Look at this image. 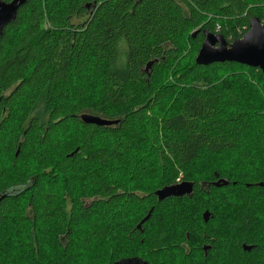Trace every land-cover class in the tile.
Listing matches in <instances>:
<instances>
[{
  "label": "trees",
  "instance_id": "16d2710c",
  "mask_svg": "<svg viewBox=\"0 0 264 264\" xmlns=\"http://www.w3.org/2000/svg\"><path fill=\"white\" fill-rule=\"evenodd\" d=\"M252 17L264 0H25L0 37V264H264V95L243 105L264 73L195 63L203 30L231 42ZM110 240L106 263L82 252Z\"/></svg>",
  "mask_w": 264,
  "mask_h": 264
},
{
  "label": "water",
  "instance_id": "95a60500",
  "mask_svg": "<svg viewBox=\"0 0 264 264\" xmlns=\"http://www.w3.org/2000/svg\"><path fill=\"white\" fill-rule=\"evenodd\" d=\"M24 2L25 0H10L9 2L0 0V37L4 27L15 19L19 7ZM203 34V41L195 56L196 64L207 65L214 62H235L257 68L264 73V24L260 22L259 18H250L249 29L241 37L231 42H228L222 34H215L209 30H203ZM194 35L195 33H193V36ZM149 65L150 64H147L146 68H148ZM79 118L84 123L96 124L99 126H109L117 123V120L106 119L89 112L81 113ZM214 184L216 186L226 185L227 181L219 179ZM260 185L264 186V182H261ZM192 191V182L180 181L158 188L154 191V194L158 200H162L170 196H188L191 195ZM149 213L142 221L147 219ZM208 217L209 211L205 210L203 212L204 221H207ZM244 249H250V246L244 245ZM116 264L147 263L137 258H132L125 259Z\"/></svg>",
  "mask_w": 264,
  "mask_h": 264
},
{
  "label": "rangeland",
  "instance_id": "374dc122",
  "mask_svg": "<svg viewBox=\"0 0 264 264\" xmlns=\"http://www.w3.org/2000/svg\"><path fill=\"white\" fill-rule=\"evenodd\" d=\"M184 41L186 42V44H185V47L183 48V50H184L183 53L186 54V55H188L190 52H192V49L190 48L191 47V44L188 43V38L186 36L184 37ZM240 72H245V76L247 78H252L253 77L252 74H250V73H248L246 71H243L242 69H236V71H235V69H232V70H229V71L227 70V73H225L224 76L225 77H229L230 80L233 77H234V79H237L238 77H236V76ZM252 84L255 85L256 86L255 88L256 89H259L260 92H253L252 93L251 90H252L253 87H251V89H249L248 88V85H246L244 92H246V94L249 95V96L246 98L247 101H245L243 103V105L245 103L246 104H255L256 101L258 102V100L260 98H263L264 97L263 96L264 95V81H262V84L263 85H261L259 83H256L254 80L252 81ZM260 86H262L263 88L260 89L259 88ZM261 96H263V97H261ZM251 150L252 151H255L256 154H257V152H259V147H253V149H251ZM201 158H202L201 161L196 165V168H195V171H194L196 175H199V174H201L203 172H206V170L209 167L211 168L213 166L220 165V164H222L221 166L225 165L226 167H228V166H234V164H235L236 160H238L239 156L236 155V152H231L229 154L220 155V156H215V155L214 156H212V155H209L208 156L207 154H205V155H202ZM5 162H6V159H5ZM257 164H260V162H259L258 159H256V162L254 163V165H252L253 167L250 166V167H252V168H250L248 166V169L249 170L254 169L255 165H257ZM194 172H193V174H194ZM109 242H110V246H111V248L109 250H106L105 249V243L106 242H103V241H100V242L99 241H93L82 252L86 256L93 258L95 261H99L100 263H106L108 254L109 253L112 254L113 249H114V247L112 246V243H111L112 240H110ZM113 245H116V242H114ZM117 246H119V244Z\"/></svg>",
  "mask_w": 264,
  "mask_h": 264
},
{
  "label": "flooded vegetation",
  "instance_id": "af4514ba",
  "mask_svg": "<svg viewBox=\"0 0 264 264\" xmlns=\"http://www.w3.org/2000/svg\"><path fill=\"white\" fill-rule=\"evenodd\" d=\"M202 218H203V212H202ZM211 217V213L209 212V217H208V219ZM207 219V220H208ZM244 245L245 244H242V248H244ZM210 246L208 245V244H204V245H202L201 246V249L203 250V254L205 255V253H206V251L208 250V248H209Z\"/></svg>",
  "mask_w": 264,
  "mask_h": 264
},
{
  "label": "bare ground",
  "instance_id": "6f19581e",
  "mask_svg": "<svg viewBox=\"0 0 264 264\" xmlns=\"http://www.w3.org/2000/svg\"><path fill=\"white\" fill-rule=\"evenodd\" d=\"M260 22H261V21H260ZM261 23H262V22H261ZM248 29H249V27H248ZM215 34H217V33H215ZM242 35H243V34H242ZM242 35H241V36H242Z\"/></svg>",
  "mask_w": 264,
  "mask_h": 264
}]
</instances>
